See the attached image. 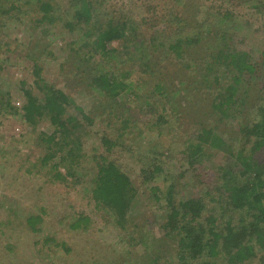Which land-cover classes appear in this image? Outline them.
<instances>
[{
    "label": "rangeland",
    "instance_id": "1",
    "mask_svg": "<svg viewBox=\"0 0 264 264\" xmlns=\"http://www.w3.org/2000/svg\"><path fill=\"white\" fill-rule=\"evenodd\" d=\"M24 1L21 16L3 21L0 26V264H141L147 256H158L160 264H181L176 243L168 239L159 242L162 236L159 224L168 205L165 199L160 203L153 200L149 191L151 181L142 182L141 161L150 159L142 154L153 153L162 159V168L169 173L165 182L168 185L164 187L172 186L174 201L199 197L201 191L210 189L207 184L215 182L216 167L228 164L230 158L221 151L209 150L210 154L202 163L193 166L186 161L182 149L185 139L215 121L208 115L209 93L202 92L200 82H195V73L185 72L179 65L181 74L175 73L174 77L164 76L171 66L159 70L162 76L154 70L142 76L140 72L144 68L133 64L125 50H131L135 44L151 49L163 42L167 34L176 30L168 18L175 7L186 9L193 24L203 31L207 28L215 31L216 11L227 8L235 15V20L248 24L253 34L250 40L263 44V3L256 0H96L102 7L97 22L102 25L126 22L130 27L131 22L136 28L126 29L125 37L109 42L107 46L112 53L109 51L105 59L94 54L92 60H87L88 48L82 46L84 30L80 27L70 30L65 23L69 18L65 15L68 0H53V6L60 8L51 20L40 19L37 25L33 21L39 15L34 11L36 6L30 0ZM152 10L157 11V15L151 16ZM29 11L32 18L27 15ZM205 35L208 38L202 40V47L210 40V36ZM34 37L38 47L33 57L39 58L44 80L62 88L79 105L90 110L95 121L86 133L76 131L85 162L78 165L79 170L74 172L73 178L68 177V182H52L48 167L39 170L41 157L52 147L51 142L41 141L40 135L50 134L52 125L42 118L33 126L22 115L23 88L30 87L34 94L41 96V90L33 84L31 42ZM80 44L83 52L77 49ZM161 53L164 51H157L155 55ZM196 58L187 60L194 62ZM150 59L152 61L149 58L144 63ZM82 61H85L83 66L79 63ZM102 61L118 72L127 71L134 83L139 77L144 78L147 83L139 82V89L145 102H128L121 96L114 104L89 85L85 88L90 75L84 67L92 74V68L100 67ZM172 68L177 70L176 66ZM160 79L167 83L163 96L152 91ZM263 83L260 76L253 77L241 87L238 96L255 102ZM123 101L130 106L123 108L120 105ZM254 107L255 103L246 106L240 118L247 119ZM154 108L164 112L163 127H156ZM106 110L112 113L107 115ZM123 117L130 118L131 124L123 137L124 145L116 146L110 158L127 173L137 190L127 229L116 226L107 211L94 206L87 192L90 173L81 171L83 165L88 169L91 157L104 151L99 138L101 131L113 127L111 132L115 135L116 129L119 131L123 125ZM230 124L231 127L224 124L222 129L227 131L225 138L234 145L238 142V122ZM79 214L88 216L83 226L86 228L72 229L70 225ZM30 215H40L42 220L31 227L27 222ZM210 261L222 264L224 260L218 257Z\"/></svg>",
    "mask_w": 264,
    "mask_h": 264
},
{
    "label": "trees",
    "instance_id": "2",
    "mask_svg": "<svg viewBox=\"0 0 264 264\" xmlns=\"http://www.w3.org/2000/svg\"><path fill=\"white\" fill-rule=\"evenodd\" d=\"M30 1L36 6L34 11L39 14L34 12L37 15L33 20L34 25L44 19L51 20L53 13L60 8L53 6V0ZM68 1L65 15L69 18L65 23L70 30L75 27L84 30L82 46L88 48L87 60H92L94 54L105 59L110 51L108 43L125 37L126 29L133 26L136 28L131 22V27L126 22L123 25H102L97 22L102 7L96 0ZM256 1H261L264 7V0ZM24 7V0H0V26L3 21L18 19ZM153 11L151 16L157 15L158 12ZM216 12L217 29L214 31L207 28L203 31L200 26L193 24L186 9L175 7L168 16L176 29L170 34L172 37L167 34L163 42H158L157 47L151 49L143 44H135L125 53L131 56L133 64L144 68L140 72L142 76L146 72L152 74V70L162 76L159 70L171 66L164 76L168 74L174 77L175 73L181 74L179 65H182L183 71L191 70L195 73V82H200L203 93H209L208 115L211 114L215 121L207 123L196 135L185 139L182 149L186 161L195 166L206 159L210 154L207 151L213 150L228 155L229 163L216 167L215 182L207 184L210 189L201 191L199 197L175 201L172 186H165L164 191L169 173L162 168V159L158 155L142 154L150 159L141 161L139 175L143 183H153L149 190L153 200L160 203L165 199L168 205L159 224L162 231L159 242L165 239L175 242L178 248L177 259L181 264H217L210 260L218 257L224 260L222 264H264V83L258 91L259 99L255 102H248L238 96L241 87L253 77L258 75L264 80V42L257 45V40H250L253 34H250L248 24L235 20L232 11L226 8ZM27 15L33 17L31 11ZM205 34L210 36V40L202 47V40L208 38ZM35 40L34 37L31 42L33 84L41 90V96L34 94L30 87H24L22 115L30 125L35 126L42 118L52 125L50 134L40 135V140L51 142L52 147L46 149L41 157L39 170L48 167L52 182H68V177L73 178L74 172L79 170L78 165L85 162L84 153L80 154L76 131L86 133L95 121L90 110L79 105L62 88L44 80L39 58L33 57L38 47ZM238 41L242 44H234ZM82 46L79 45L78 51L84 50ZM157 51L164 53L155 55ZM199 53L201 55L197 56ZM192 57H197L194 62L187 60ZM149 58L152 61L150 59L144 63ZM79 63L85 65V61ZM100 64V67L92 68V74L84 67L90 75L85 88L89 85L91 89L102 93L100 95L107 96L110 103L114 101V104L121 96L128 102H145L139 89L141 84L147 83L144 78L139 77L134 83L127 71L118 72L107 63L103 64V61ZM172 66H176L177 70ZM161 79L155 82L152 91L163 96L167 83ZM252 103H255L254 112L247 119L240 118L244 108ZM120 105L123 108L130 106L124 101ZM109 108L113 110V106L109 105ZM111 110L105 113L109 115ZM153 113L156 114V127H163L164 112H157L154 108ZM235 121L238 122V142L233 145L225 138L228 134L222 126L228 123L231 127L230 123ZM121 123L123 125L119 131L116 129L115 135L111 132L113 127L101 131L99 138L104 151L91 157L88 169L83 165L81 171L90 173L87 192L94 206L107 211L116 226L127 229L137 190L127 173L110 158L116 146L124 145L123 137L130 127V118L123 117ZM205 197H208L207 200ZM88 219V216L79 214L70 227L84 229ZM41 220L40 215L27 218L31 227ZM146 258L141 264H160L158 256Z\"/></svg>",
    "mask_w": 264,
    "mask_h": 264
}]
</instances>
